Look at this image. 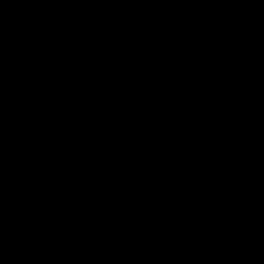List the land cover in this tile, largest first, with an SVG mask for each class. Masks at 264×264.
Wrapping results in <instances>:
<instances>
[{
	"label": "water",
	"instance_id": "1",
	"mask_svg": "<svg viewBox=\"0 0 264 264\" xmlns=\"http://www.w3.org/2000/svg\"><path fill=\"white\" fill-rule=\"evenodd\" d=\"M0 253L264 264V0H0Z\"/></svg>",
	"mask_w": 264,
	"mask_h": 264
}]
</instances>
